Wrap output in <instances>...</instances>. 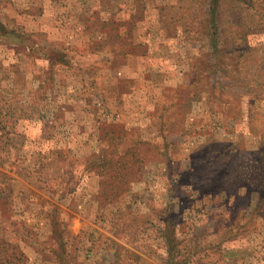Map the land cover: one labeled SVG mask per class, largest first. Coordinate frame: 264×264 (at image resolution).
I'll list each match as a JSON object with an SVG mask.
<instances>
[{"label": "rangeland", "instance_id": "rangeland-1", "mask_svg": "<svg viewBox=\"0 0 264 264\" xmlns=\"http://www.w3.org/2000/svg\"><path fill=\"white\" fill-rule=\"evenodd\" d=\"M0 121V264H264V0H0Z\"/></svg>", "mask_w": 264, "mask_h": 264}, {"label": "trees", "instance_id": "trees-1", "mask_svg": "<svg viewBox=\"0 0 264 264\" xmlns=\"http://www.w3.org/2000/svg\"><path fill=\"white\" fill-rule=\"evenodd\" d=\"M209 5H212V1H210ZM208 10H206V18H205V22L207 25V29L206 31H208V27H211V19H208V14H210V9L207 8ZM198 31V29L196 30ZM204 70L198 71L197 72V76H204L205 74L203 73ZM0 153L2 154H6L8 153L9 150H7L8 146H11V139H10V134L12 131H6V127L3 125L2 121H0ZM56 227V226H55ZM175 241V240H174Z\"/></svg>", "mask_w": 264, "mask_h": 264}]
</instances>
